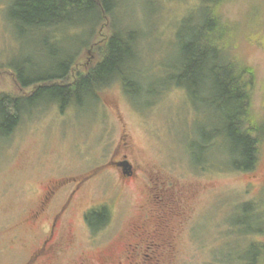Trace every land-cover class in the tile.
Listing matches in <instances>:
<instances>
[{
    "label": "rangeland",
    "instance_id": "374dc122",
    "mask_svg": "<svg viewBox=\"0 0 264 264\" xmlns=\"http://www.w3.org/2000/svg\"><path fill=\"white\" fill-rule=\"evenodd\" d=\"M13 1L0 0V103L20 99L22 116L16 126H6L10 132L0 122V264H20L31 253L39 231L26 220L46 188L55 184L61 190L50 199L42 218L49 226L46 219L59 212L75 185L87 177L66 214L59 217L71 223L76 245L58 264H69L88 247L91 257L99 251L122 255L125 244L134 240L130 224L150 215V194L159 209L168 204L161 185L167 177L181 188L196 185L200 191L189 202L176 249L166 255L170 248L156 250L150 242L146 254L152 263L147 264H157L155 256L159 264H247L253 247L256 264H264V133L254 135L255 166L249 171L235 169L231 144L225 136L211 135L224 126L215 97L200 93L194 100L189 90L171 87L168 80L182 45L178 37L202 23L204 2L123 0L93 36L97 34L96 42L104 47L115 33L138 34L141 80L134 81L141 92L131 95L123 83L114 81L93 97L84 96L80 106L72 103L62 110L49 99L24 107L34 87L18 82V75L37 74L33 67L57 58L52 55L58 50L62 55L57 62L74 57L87 41L88 30L66 25L48 34L26 33L10 17ZM218 14L228 29L220 41L227 57L254 71L253 114L264 130V0H230ZM100 56L90 47L81 48L70 66V83L95 67ZM125 142L129 150L122 146ZM124 154L137 178L121 187L117 170L108 165ZM179 186L177 192L171 191L178 194ZM103 204L109 207V221L101 231H90L84 212Z\"/></svg>",
    "mask_w": 264,
    "mask_h": 264
},
{
    "label": "trees",
    "instance_id": "16d2710c",
    "mask_svg": "<svg viewBox=\"0 0 264 264\" xmlns=\"http://www.w3.org/2000/svg\"><path fill=\"white\" fill-rule=\"evenodd\" d=\"M123 0H14L9 9L13 22L19 24L26 33H43L60 29L66 25L83 27L88 30V39L81 48L90 47L92 52L99 53L100 61L87 74L80 75L70 83L68 74L74 57H67L62 62L58 50L49 63H39L33 69L37 74L25 76L20 72L18 79L24 86H37L36 91L24 101L27 106L40 102L57 101L62 107L75 103L80 106L84 96L93 97L98 90L107 88L112 82L123 83L124 90L131 95L141 92L135 80L140 79L137 69V51L135 42L139 37L134 32L115 33L102 47L96 42L97 34L93 33L106 24L115 15ZM203 1L204 19L202 23L178 37L181 48L179 57L171 69L168 80L171 87L186 88L192 99L200 93L215 97L213 104L220 112L224 126L211 135L225 136L232 146L233 165L237 170L249 171L255 166L257 139L254 135L264 130L259 127L253 114L251 94L254 89V71L242 63H234L227 57L226 49L220 45L228 29L218 17L221 5L230 0ZM126 4V3H125ZM124 8H126L124 6ZM105 26V25H104ZM19 27V28H20ZM78 29V28H75ZM137 33V32H136ZM226 34V36H227ZM223 38V39H222ZM90 40V41H88ZM47 61V60H46ZM49 65V66H48ZM47 66V67H46ZM134 77V78H133ZM168 82V81H167ZM199 99V98H198ZM5 101V100H4ZM0 103V122L3 129L7 125L16 126L22 110L20 99H7ZM11 130V128H10ZM9 130V132H10ZM7 133L6 135H8ZM211 136L206 145L211 143ZM205 144V142H204ZM231 156V157H232ZM109 212H92L89 216L93 230L105 227ZM251 248L247 264H256L257 251Z\"/></svg>",
    "mask_w": 264,
    "mask_h": 264
},
{
    "label": "flooded vegetation",
    "instance_id": "af4514ba",
    "mask_svg": "<svg viewBox=\"0 0 264 264\" xmlns=\"http://www.w3.org/2000/svg\"><path fill=\"white\" fill-rule=\"evenodd\" d=\"M18 82H20L19 79ZM30 87H34V92L36 91L37 86L32 85ZM29 96H27V98ZM70 104L72 105V103ZM70 104L64 107L60 104L61 109H66ZM20 115L22 116V113H20ZM122 146L126 150L130 149L129 142H125ZM108 167L117 170L119 186L121 187L126 186L131 179L137 178L134 165L128 159L127 154H124L123 158L119 160L110 161ZM144 172L148 174L149 170H144ZM164 179L166 182H161L162 188L164 189L162 197H164L163 201H167L168 204L161 201L165 208L159 209V206L152 203L153 196L150 194L147 200L149 205L148 215L149 213L150 215L140 222L130 224L128 230H131L132 234H129L134 240L129 244H125L122 255L115 256L113 253L106 254L99 251L95 257H91L89 252L92 249H89L88 247V249L80 251L78 256L69 264H147L150 259L147 258L146 251L150 248L148 247L150 242H153V246L156 247V250L161 251L162 247L170 248L169 251L164 253L166 255L172 254L176 249V242L180 239V234L182 232L181 229L190 212L189 202L197 196L200 188L196 185L184 186L181 188L173 179L168 177ZM85 180H88V177ZM83 181L75 185V190L71 191L68 200L61 204L60 207L62 208H60L59 212L51 214L46 219L49 226H44L45 221L42 222V218L44 215H47L44 213H47L46 208L48 207L50 199L55 198L61 190H58L59 185L55 184L46 188V192L43 193L44 196L39 198L37 206L31 210L30 216L28 220H26V222L29 223V226L35 227V229L39 231V235L35 236V239L38 241L34 242V246L30 250L31 253H29L26 259L20 264H58L59 258L76 245V234L72 229L71 223H68L66 219L62 220V218L59 217L61 214H66L67 209H69V204L72 202L77 192H79ZM177 186L180 187L178 194L171 191L175 190L177 192ZM58 200L59 198L54 202L56 203L57 208H59L60 205ZM173 204L175 207L171 208ZM107 206L103 204L84 212V223L90 228V231L93 229L92 223L89 219L90 214L92 212H101L106 209L110 215L109 207ZM102 228H100L99 231H101ZM95 242L96 240L92 239V243ZM154 258L155 263L159 264V257L155 256Z\"/></svg>",
    "mask_w": 264,
    "mask_h": 264
}]
</instances>
